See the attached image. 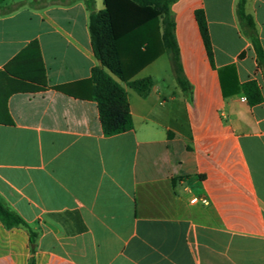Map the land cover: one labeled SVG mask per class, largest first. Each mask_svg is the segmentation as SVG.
I'll return each mask as SVG.
<instances>
[{"label": "crops", "instance_id": "0c3cea01", "mask_svg": "<svg viewBox=\"0 0 264 264\" xmlns=\"http://www.w3.org/2000/svg\"><path fill=\"white\" fill-rule=\"evenodd\" d=\"M94 1L104 9V0ZM238 2L171 6L191 90L144 74L169 56L161 31L153 32L140 43L148 63L120 81L133 129L110 137L92 99L99 61L87 0L2 3L0 70L37 41L47 78L43 90L12 93V123H0V197L38 232L35 264H264V71L242 32ZM246 12L264 50V0H247ZM147 78L145 94L129 85ZM251 80L263 96L253 106L242 89ZM12 85L0 77V93ZM30 257L28 229L0 221V264Z\"/></svg>", "mask_w": 264, "mask_h": 264}, {"label": "trees", "instance_id": "16d2710c", "mask_svg": "<svg viewBox=\"0 0 264 264\" xmlns=\"http://www.w3.org/2000/svg\"><path fill=\"white\" fill-rule=\"evenodd\" d=\"M6 0H0V6ZM178 0H104V9L95 10V1L87 0L90 10L89 30L93 52L99 64L92 69V99L97 102L103 135L106 137L121 134L133 129L128 96L121 82L128 81L147 63L146 53L140 43L153 32L161 31V44L169 56L178 85L190 91L180 58L176 39V23L171 6ZM247 0H239L237 13L242 32L251 40L257 55L259 68L264 71V50L252 15L246 12ZM200 32L210 58L214 61L212 40L204 10L195 13ZM131 41H128V38ZM127 41L125 42V40ZM31 65L32 74L27 75L11 69L13 66ZM13 82L5 93H0V123H12L7 101L12 93L39 91L47 87V78L40 46L32 42L6 67L0 70ZM151 84L149 78L130 82V87L145 94ZM242 89L250 105L263 100L261 89L255 80L243 84ZM0 221L7 227L22 226L30 235L31 257L29 264H35L38 232L0 197Z\"/></svg>", "mask_w": 264, "mask_h": 264}, {"label": "rangeland", "instance_id": "374dc122", "mask_svg": "<svg viewBox=\"0 0 264 264\" xmlns=\"http://www.w3.org/2000/svg\"><path fill=\"white\" fill-rule=\"evenodd\" d=\"M9 1H24V0H9ZM149 72L152 75H158L160 79H165V82L173 81L175 79V74L173 70V66L169 56L164 55L152 68L146 71L144 74Z\"/></svg>", "mask_w": 264, "mask_h": 264}, {"label": "built area", "instance_id": "2783aa9c", "mask_svg": "<svg viewBox=\"0 0 264 264\" xmlns=\"http://www.w3.org/2000/svg\"><path fill=\"white\" fill-rule=\"evenodd\" d=\"M202 202L203 204H208V200L207 199H205V198H203V199H200V198H193L192 200H191V202L192 203H198V202Z\"/></svg>", "mask_w": 264, "mask_h": 264}]
</instances>
